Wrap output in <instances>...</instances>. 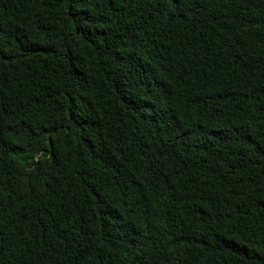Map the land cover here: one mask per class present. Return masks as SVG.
<instances>
[{
    "label": "trees",
    "instance_id": "16d2710c",
    "mask_svg": "<svg viewBox=\"0 0 264 264\" xmlns=\"http://www.w3.org/2000/svg\"><path fill=\"white\" fill-rule=\"evenodd\" d=\"M0 264H264V0H0Z\"/></svg>",
    "mask_w": 264,
    "mask_h": 264
}]
</instances>
